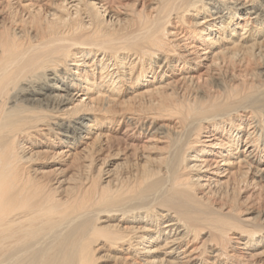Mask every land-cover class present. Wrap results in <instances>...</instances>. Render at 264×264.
<instances>
[{
	"label": "bare ground",
	"instance_id": "1",
	"mask_svg": "<svg viewBox=\"0 0 264 264\" xmlns=\"http://www.w3.org/2000/svg\"><path fill=\"white\" fill-rule=\"evenodd\" d=\"M0 264H264V0H0Z\"/></svg>",
	"mask_w": 264,
	"mask_h": 264
}]
</instances>
